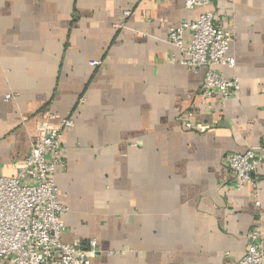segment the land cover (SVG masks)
Wrapping results in <instances>:
<instances>
[{
  "label": "crops",
  "instance_id": "1",
  "mask_svg": "<svg viewBox=\"0 0 264 264\" xmlns=\"http://www.w3.org/2000/svg\"><path fill=\"white\" fill-rule=\"evenodd\" d=\"M204 10L236 32V63L219 69L241 89L225 106L169 41ZM68 116L63 239L95 240L93 264H230L259 223L264 243V0H0L2 174L18 172L42 125ZM251 148L260 207L226 164Z\"/></svg>",
  "mask_w": 264,
  "mask_h": 264
},
{
  "label": "built area",
  "instance_id": "2",
  "mask_svg": "<svg viewBox=\"0 0 264 264\" xmlns=\"http://www.w3.org/2000/svg\"><path fill=\"white\" fill-rule=\"evenodd\" d=\"M189 9L207 7L213 0H184ZM130 15L131 11H126ZM215 13L204 10L194 20L170 27L169 41L181 51V63L194 71H204L201 91L207 98L217 97L222 106L237 97L241 85L237 76H228L219 67L234 66L228 54L236 37L233 25L225 27L215 21ZM11 98V94L7 95ZM193 111L182 116L187 128L194 126ZM71 116L59 125H42L29 153L13 176L0 171V264H93L98 253L95 240L67 242L65 215L69 207L59 199L56 173L66 166L63 157V130L74 125ZM262 159L253 149L231 152L226 164L232 186L252 187L257 207L261 206L260 176ZM245 253L230 264H264L261 224L247 233Z\"/></svg>",
  "mask_w": 264,
  "mask_h": 264
}]
</instances>
